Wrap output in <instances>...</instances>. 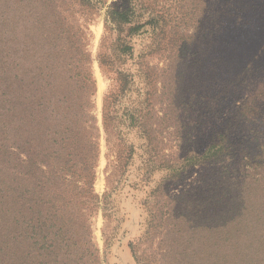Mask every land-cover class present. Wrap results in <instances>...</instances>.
Returning <instances> with one entry per match:
<instances>
[{"label": "rangeland", "instance_id": "374dc122", "mask_svg": "<svg viewBox=\"0 0 264 264\" xmlns=\"http://www.w3.org/2000/svg\"><path fill=\"white\" fill-rule=\"evenodd\" d=\"M215 72L264 87V0H0L11 144L44 170L26 264H221L191 110Z\"/></svg>", "mask_w": 264, "mask_h": 264}, {"label": "trees", "instance_id": "16d2710c", "mask_svg": "<svg viewBox=\"0 0 264 264\" xmlns=\"http://www.w3.org/2000/svg\"><path fill=\"white\" fill-rule=\"evenodd\" d=\"M3 77L0 74V264H26L32 252H41L45 247L46 218L40 216L41 210L37 216L27 212L32 206L45 204L37 190L41 185L37 171L44 170L35 160L38 153L16 152L13 147L22 146L11 144L9 116L14 110L8 103L3 88L8 83ZM238 78L209 73L191 110L195 126L200 123L203 132L200 141L206 201L219 204L224 218L222 242H231L221 251V264H264V257L252 260L264 248V87H247ZM112 112L110 105L105 106L103 120L107 128L114 119ZM184 137L181 135L178 144L181 151L188 150L182 148ZM18 224L21 227L16 228ZM24 244L28 248L23 253ZM16 253L18 257L13 259ZM231 253L234 260L245 256V262L231 261Z\"/></svg>", "mask_w": 264, "mask_h": 264}]
</instances>
